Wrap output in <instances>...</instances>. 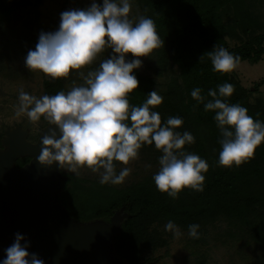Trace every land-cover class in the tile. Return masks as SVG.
Wrapping results in <instances>:
<instances>
[{"label": "clouds", "instance_id": "9594fccd", "mask_svg": "<svg viewBox=\"0 0 264 264\" xmlns=\"http://www.w3.org/2000/svg\"><path fill=\"white\" fill-rule=\"evenodd\" d=\"M130 8L131 0H91L84 8L62 11L58 27L41 31L35 47L24 56L28 69L52 79L64 78L93 65L105 49L110 52L86 73L78 72L83 82H73L67 91L37 97L21 89L17 114H25L30 121L43 117L48 125H55L40 138L36 159L41 164L63 162L73 170L85 166L99 173L100 183L119 184L131 169L121 167L117 171L114 161L127 165L138 157L142 144H152L161 153L158 170L152 175L158 191L172 199L184 188L203 191L208 164L184 149L194 137L187 130H177L182 117L168 116L161 122L159 112L153 110L163 99L156 90L148 92L141 104H129L128 95L138 86L133 70L142 65L139 57L149 56L163 43L154 21L143 15L133 20ZM128 54L131 59L126 58ZM205 55L215 72H230L240 62L239 55L217 44L200 60ZM233 90L229 82L218 84L215 90L207 91L211 99H205L199 87L190 91L192 98L203 102L205 111L214 112L220 145L217 163L227 167L247 162L264 142V122L253 119L246 107L226 99ZM164 228L180 235L171 219ZM198 228L196 223L189 224L188 235L198 237ZM28 246L29 242L16 233L12 244L4 249L0 264H43L36 253L27 251Z\"/></svg>", "mask_w": 264, "mask_h": 264}, {"label": "trees", "instance_id": "16d2710c", "mask_svg": "<svg viewBox=\"0 0 264 264\" xmlns=\"http://www.w3.org/2000/svg\"><path fill=\"white\" fill-rule=\"evenodd\" d=\"M136 1L148 11L146 17L154 21L161 41L165 40L159 46L161 57L169 56L179 73L171 74L164 87L157 88L153 77L140 67L134 69L138 86L129 93V104H141L148 92L156 90L163 99L153 110L159 112L161 122L168 116L182 117V125L177 130H187L194 137V142L184 145V149L198 154L208 164L203 191L184 188L172 199L157 190L153 174L114 187L71 174L58 180L54 170L51 196L55 209L68 223L82 225L107 224L118 213L120 219L114 231L104 237L102 244L113 264H156V257L145 258L144 253L167 246L170 234L161 227L169 219L187 234L189 224H198V237L188 235L196 243L204 240L207 226L220 218L235 220L254 232L261 247L260 263L264 264V194L255 185L256 179H264V142L255 148L247 162L231 167L219 165V130L213 119L214 112L205 111L203 102H197L190 95L192 88L199 87L201 95L211 99L207 96L209 88L215 90L218 84L229 82L234 90L226 98L228 102L241 104L253 119L264 122V104L262 109L253 106L248 101L247 88L230 79L228 72L213 71L206 55L200 60L217 44L239 55L240 61L256 62L264 52V31L245 34L232 45L226 43L222 35V12L229 14L244 32L249 31L248 27L250 30L256 27V20L249 14L244 0ZM20 2L27 0H0V22ZM63 79H43V94L64 90ZM2 137L1 131L0 147ZM138 154L158 157L161 153L152 144H142ZM30 159L27 154L18 156L15 166L21 167Z\"/></svg>", "mask_w": 264, "mask_h": 264}, {"label": "rangeland", "instance_id": "374dc122", "mask_svg": "<svg viewBox=\"0 0 264 264\" xmlns=\"http://www.w3.org/2000/svg\"><path fill=\"white\" fill-rule=\"evenodd\" d=\"M249 14L255 18L256 27L244 32L238 24L227 13L222 12L224 22L223 38L229 45L242 39L245 34L264 31V0H244ZM101 0H97L100 3ZM91 0H27L20 2L0 22V132L2 136L6 130L19 128L29 141H35L40 130L48 126V121L42 117L37 121H30L23 113L17 114L18 93L22 89L31 95L39 97L43 95L42 81L48 76L38 70L28 69L24 64V56L30 48H34L41 31H52L58 27L59 14L68 9L84 8ZM148 11L136 0H131L129 16L133 20ZM2 31V32H1ZM235 36V37H232ZM165 41V40H163ZM264 46V42H263ZM110 49H105L93 65L83 69L70 72L63 79V89L67 91L76 84L82 83L78 72L86 73L95 67L99 59L104 58ZM127 59H131L128 54ZM142 60L140 69L142 72L153 77L158 86L163 88L164 82L171 74H178L176 63L169 56L161 57L160 47L155 48L149 56L139 57ZM228 76L236 79L240 85L247 88L248 101L262 109L264 104V52L256 62L243 60ZM4 145L0 149H4ZM121 167L131 169L124 181L119 184L108 185L121 187L130 181L141 179L153 174L158 170L157 157L153 155H139L135 160L129 161L127 165L120 162L116 164V170ZM56 170L55 178L60 180L65 174H71L89 181H99V173L91 171L90 168L79 166L72 169L68 163L54 162ZM256 187L264 194V179H256ZM169 232L166 247L154 251H146L144 257H156V264H261V247L254 232L246 225L235 220L220 218L207 226L203 241L192 242L188 234L180 229V235ZM105 258L106 253H105ZM146 264V263H145ZM152 264V263H151Z\"/></svg>", "mask_w": 264, "mask_h": 264}, {"label": "water", "instance_id": "95a60500", "mask_svg": "<svg viewBox=\"0 0 264 264\" xmlns=\"http://www.w3.org/2000/svg\"><path fill=\"white\" fill-rule=\"evenodd\" d=\"M49 127L55 125L42 128L34 142L19 128L6 130L1 139L5 147L0 149V259L20 233L29 242L27 251L36 253L43 264H113L105 258L102 244L114 231L118 213L107 224L82 225L68 223L55 209L51 196L54 162L44 165L36 159L40 138ZM24 154L31 156L30 161L16 167L15 159Z\"/></svg>", "mask_w": 264, "mask_h": 264}, {"label": "flooded vegetation", "instance_id": "af4514ba", "mask_svg": "<svg viewBox=\"0 0 264 264\" xmlns=\"http://www.w3.org/2000/svg\"><path fill=\"white\" fill-rule=\"evenodd\" d=\"M34 142V141H33Z\"/></svg>", "mask_w": 264, "mask_h": 264}]
</instances>
